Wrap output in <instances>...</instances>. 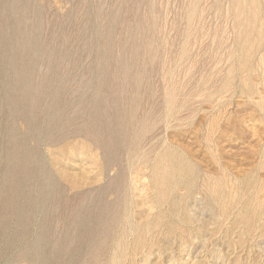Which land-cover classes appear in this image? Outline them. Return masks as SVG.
<instances>
[{
    "label": "rangeland",
    "instance_id": "374dc122",
    "mask_svg": "<svg viewBox=\"0 0 264 264\" xmlns=\"http://www.w3.org/2000/svg\"><path fill=\"white\" fill-rule=\"evenodd\" d=\"M0 264H264V0H0Z\"/></svg>",
    "mask_w": 264,
    "mask_h": 264
}]
</instances>
